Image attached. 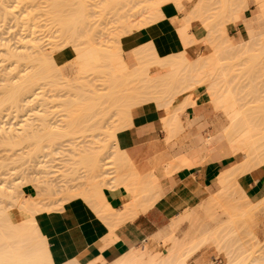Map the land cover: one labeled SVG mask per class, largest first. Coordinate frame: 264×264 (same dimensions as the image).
I'll list each match as a JSON object with an SVG mask.
<instances>
[{
	"label": "bare ground",
	"instance_id": "1",
	"mask_svg": "<svg viewBox=\"0 0 264 264\" xmlns=\"http://www.w3.org/2000/svg\"><path fill=\"white\" fill-rule=\"evenodd\" d=\"M139 1H141V0H139ZM179 1H181V0H165L159 6L154 7V9L157 11L158 14H160L159 13L160 7L162 5L168 4L170 2L174 3L176 5V7L179 8V6H180ZM198 1L199 2L196 1L197 5L195 4L193 6V7L197 6L198 8L195 7V9L197 8L198 11L195 12V9L193 8L192 9L193 12H191L192 10L190 12L192 13V15L195 12L194 15L197 16L196 13H198L200 11L199 14H201V11L204 10L202 14L206 15L207 12L210 11L212 0L210 2H209V0L208 1L202 0V2H201V0H198ZM228 1L227 0L226 1L221 0L222 3L220 5V7H218L219 11L217 9H215V7H214L213 9H215V11L217 10L218 12H216V13L214 12L215 13L213 15L214 17L211 16L214 19L213 21H211V24L213 25L214 22L216 24L218 22H220V17L223 13L226 14V19L224 20L223 24H222V22L219 23L222 26L221 25L219 26L217 24L216 25L217 28L214 25V26H212V29L210 28L211 26H209L208 29H210L211 31L205 29V31L207 30L210 32V35H207L208 38L206 36V38H207L206 42L208 41V39H209L208 43H210V44L211 43L215 44L217 41V43L213 46L210 54H204L200 57H197L198 59L195 58L194 61L190 62L184 55L173 56V57L171 56V57H168L165 59H158L155 56H152V57L148 56L149 54L146 53L147 50H146V52L141 51L140 54H138L139 55L138 62H139L140 68L142 66V68L146 72L147 69H149L150 67H159L163 71V74L161 76H154L152 79L142 80L143 88L145 90L146 96H142L141 94L139 95L135 91L129 90L128 89L129 80H123L120 77V78H117V80H109V82L112 83V85H111V87H112L111 91L112 92L109 95L105 94L106 96L104 95L105 98H103L105 101H107V100L109 101V98H110V100H111V98L113 100L114 94L118 95L114 99L115 101L113 100V102H111L112 101L111 100L108 103L109 104L113 103V104H111V106L114 105V107H115L114 110H116V108H117L118 112H120L121 115L123 114L121 120L124 119L125 122L118 120V121L122 122L120 125H123V123H126V121L127 122L130 121V119H129L130 117L128 118V115H129L128 113L132 107L139 106V105H142V104H145L148 102L155 103L156 107L158 109L156 111H158L162 125L165 129L164 131H166L168 133V137L166 139H168L169 137H171L172 134L176 133L177 131H179L181 129V127H182L181 116H182L183 112L185 111L184 110L185 107H188V106H190V107H202V108H205L211 114L213 112L215 113L214 118H213V116L211 117L212 118V127L214 128L215 131H217V132L220 131L223 134L224 138L226 139L225 141L227 142V146L221 152L222 158L231 157L233 159V161L229 166H227L224 170H222L220 172V174L217 178L218 190L215 192V196L213 194L207 193L206 198L201 200V199L197 198L196 196H193L194 195L193 192L191 190L185 188L182 185L175 187L174 189H172L173 191L169 192V196H173V195L177 196V194H179L181 197L180 199H182V201H183V203L179 204V206L180 205L181 206L178 207L179 209H182L181 210L182 212H180L178 214V218H175L174 220L171 221L170 227L176 228V227H178V225L181 222L187 221L188 222L187 225H190L189 228L191 227L192 231L194 233H196V235L198 234L200 237L199 242H198V240L196 241V239L194 238L197 243L196 242L192 243L193 247L191 248V251L189 250L188 253L186 252L187 254L185 256L183 255V257L178 258L179 260H177V264H187L186 258L189 255L193 254L194 251L198 250L200 247H202L203 245H205L207 243H214L215 244V242H217V240L219 238L218 236H221V234H220L221 230L225 227L220 221L217 220L219 215H220L219 211L221 212V214L227 215L228 219H230L228 222L229 227L230 226H235V227L236 226H245V222H246L245 218L253 219L254 223L252 226L253 228H252L251 233L254 236L257 234L256 229L259 226L263 225L262 223L264 222V198L257 201V202L248 201L245 197V192H244L243 188L240 186L239 180H238L241 176L247 175L250 172H252L253 170H256L259 168H264V131L262 130L264 128H262V129H260V131H258L256 129V127L253 125L250 118L246 115V110H243V106H242L243 104L239 103L241 99H238V97H236L233 89H231V87H229L230 79L226 80L227 74H225L222 71V68H224V67L230 68V66H228L229 64L227 63V61H228V59L229 60L232 59L231 58L232 56L234 58L236 55H237L236 57H238V56L240 57L242 55L241 58L243 57V58L247 59L248 54H246V53H249L251 51V48H252V47L249 48V46H253V45L255 47L258 46L260 48L259 51L261 50L260 53L264 54V29H263L264 28V0H254V3L256 5V10L258 11L257 15H256V17L251 16L247 19H243V13L248 7L246 0H232V4L230 1H229L230 3H228ZM200 2L202 3L201 5H200ZM198 3H199V5H198ZM205 3L206 4L208 3V5H210V6H207L209 10L207 9ZM217 3H220V1L219 2L217 1ZM118 4H119V0H118ZM174 4H172V5H174ZM217 5L219 6V4H217ZM228 6L230 7L229 10H228V8H229ZM204 7H206V10L204 9ZM5 8H6V6H5ZM76 9H78V8H76ZM1 10H3V9H1ZM4 11H6V9ZM139 11H140V8H139ZM179 11H180V9H179ZM79 12H80V10H79ZM204 12H206V13H204ZM228 12H229V17H228ZM211 13H212V11H211ZM161 14H163V13H161ZM202 14H201V16L198 15L197 17H199V18H195V19H197L198 22H200L201 24H204L205 22L207 23L208 19H206V18L209 16V14L207 16H203V17H205V19L207 21H205L204 18H203L204 21L202 20V18L200 19V17H202ZM73 16H75V15H73ZM77 17H79V16H77ZM185 17H186L185 20L188 19L187 16H185ZM189 17H191V19H190L191 22L195 21L194 17L193 18H192V16H189ZM211 17L209 16V18H211ZM79 19H80V17H79ZM127 19H128V16H127ZM182 20L184 21V18ZM202 21L204 23H202ZM67 22H68V20H67ZM186 22H187V20L185 22H183L184 26L182 25V27H184L183 29L186 30V31L184 30L185 31V33H183L184 36L181 33V32H183V30L178 32L181 34V37L183 39H188L185 37L186 32L189 30V29L187 30V28H185ZM226 22H228V28L230 26L236 27L239 23H241L242 27H243L242 29L244 30L245 34L244 35L240 34L239 40L238 39L236 40L235 38L227 39V37H226V35H224V31H223L224 30L223 28H224V25ZM59 23L61 24V22H59ZM206 23H205V25H203L204 28L206 26L208 27V25H209V24L206 25ZM188 26L189 25L187 24V27ZM213 27H214V30H213ZM218 27H221L220 30L222 29L221 30L222 33L212 32V31H216L217 29H219ZM179 28L181 29V26ZM215 28H216V30H215ZM180 29H178V30H180ZM220 30H219V32H221ZM131 31H132L131 28L128 29L127 34ZM209 32H207V34H209ZM217 33L219 34V36ZM180 34H179V36H180ZM222 34L224 36H222ZM186 36H189V34H186ZM211 36L212 37L216 36L218 38L216 39V37H215V42H213V38H210ZM182 38H181V41L183 40ZM119 39L116 42L115 48H113L110 52H108L105 60L108 62V64H110L112 66L113 65H120L121 67H126V65L122 59V53H121V50L119 47ZM234 43L235 44L238 43V45H232ZM247 45H248V48L245 47ZM6 46H8V45H6ZM6 46L3 49L4 50L3 54L5 56V59L7 57V59L11 60V62L14 59L13 62L15 61L17 64L19 63L20 59H21L22 63L31 62L32 65H33V63L35 64V62H36V66L35 65L32 66V69L30 67L31 64L28 66L32 71H30V73L28 72V74L19 78V80H21L20 83L18 82L16 84L15 83L13 84V82H11L10 85L6 84L7 86H3V88H2L4 90L3 91L4 103L8 102L9 104L6 103L8 105L13 104L12 105L13 108L16 109L19 106L18 104H17V106L15 105L16 103H19L18 98L21 97V100H20L21 102H25L26 99L30 100V97H34V95L35 96L38 95L37 91L40 89L41 81L52 79L53 77H56L57 74H58L57 76H59L60 73H59V67L56 63V58L55 59L54 58H47L45 54H42V55L38 54V56L36 55V57H35L34 54L30 55L31 53L27 54L26 56H22L23 57L22 58L20 55L24 54L25 53L24 51H23V53L21 51H19V54H18V51H15V53H13V51H11L13 49H11L9 46H8L9 48ZM234 48L235 49L238 48L236 52L232 51ZM255 49H257V47ZM14 50H16V49H14ZM84 50L85 51H82V52L77 54L76 59H75V65L73 68L75 70H80V72L82 71L83 67H85L87 65V63H93V62L100 60V58L98 56L93 54L92 47L89 46L88 49H84ZM248 50H250V51L248 52ZM231 51H232V54H235V55H232V54L230 55ZM252 51H253V49H252ZM35 52H36V50H35ZM225 53H227L228 56H226ZM62 54H64V53H62ZM223 54H225L224 56L227 59L226 62H224L226 60L225 58L223 59L224 61H222V57H224ZM30 56H33L34 58H32ZM48 57H49V55H48ZM250 58H248V60ZM22 59H23V61H22ZM145 59H147V64H146L147 67H144L142 64ZM255 59H256V56H255ZM9 60H8V62H10ZM24 60H25V62H24ZM252 60H254V59L253 58L251 59V63L256 62V61L252 62ZM219 62H221V64H219ZM223 63L224 64L227 63V64L224 65ZM237 63H236V65H238ZM251 63H249V65H251ZM25 65H27V64L25 63ZM239 65H238V68L240 67ZM254 66L252 64L251 67H254ZM244 67L247 68V65ZM235 69H236V67H235ZM251 69L252 68H248L246 70H248V73H250ZM228 70L226 71V73L229 72ZM249 70H250V72H249ZM232 71L234 72V70H232ZM241 71L242 70H240V72ZM142 72H144V71H142ZM142 72H139V73L141 74ZM233 72H232V74H233ZM235 72H236V70H235ZM238 73H237V75L240 74V73L239 74ZM232 74H230V76ZM145 76H146V74H145ZM228 77H229V74H228ZM233 79H235V78H233ZM11 80H13V79L11 78ZM117 93H120V94H117ZM77 97H80V96H77ZM107 97H108V99H107ZM174 98H180L182 100V102H180V104H178V103L170 104L169 100L174 99ZM95 99L99 100V98L96 96H91V97H88L86 99L76 98L73 100L72 99L65 100L67 102H64L63 108H65V110L67 111V112L65 111V113H66V117H68V118H67L65 125L63 127V130H64L63 134L65 132L73 131V130H75V128L78 127V125L83 124V129L92 131V133H93L92 139L93 140L96 137H98V136H96L97 134L94 136L95 131L100 129L101 124L105 122L104 120L108 119V117H106V114L111 112V110H113V109L110 110L108 108L110 110L109 112H106V110L97 111L98 109L96 106L98 105V107H99V101H96ZM1 101H3V100L1 99ZM4 103L1 106L5 105ZM207 104L208 105L210 104V106H211L210 111L207 109ZM115 105H117V106H115ZM108 107H109V105H108ZM0 108H2V107H0ZM114 110H113V112H114ZM116 112L114 114L115 116H116ZM120 113H118V114H120ZM109 114H111V113H109ZM218 116H221L222 120H220L218 118ZM1 118H3V117H1ZM120 118H121V116H120ZM130 123H131V121L128 122V124H130ZM3 125L5 126V124H3L2 121H0V131L1 132L5 131V133H6V134L4 133L5 135L3 134V136L0 135V146L6 147V145H7L8 147H10L9 149H12L14 147L17 148L16 146L20 145L19 143L21 142V140L23 142H25L24 140L27 137V135H28L27 140H29V135L31 133L27 134L26 132H28V131H26L25 132L26 134L24 135V131L21 130L23 128L16 129L17 132L15 131L16 133L14 134L13 131L10 133V130H12L10 127L5 129ZM127 125H125V127ZM130 125H132V124H130ZM95 126H97V127H95ZM57 127H52V128L50 127L51 130L48 129L47 132H50V131L54 130L55 128L57 129V131H59L60 128L58 130ZM127 127H126V129H127ZM2 128H3V130H1ZM122 128L125 129L124 125L121 127H117V129H115V130H111V131L109 130L108 132L106 131V133L105 132L102 133L105 135L106 140L113 142V147H114L116 153H118L120 155V157H117L115 160L112 159L111 161H106V162L104 160L105 165L107 163L108 166L110 164H112L113 166L114 165L116 166L117 178H113L114 176L113 177H107L108 175L112 176L111 170H110V172L108 171L109 170L108 166H106L105 169H103L104 167H103L102 157L106 154L107 148L103 145L97 146L96 145L97 143L94 141V143L92 142L93 144L90 143L91 145H93L92 147L88 146L84 150L83 149L79 150V148H78V151H76L74 149L76 151V153L73 152L74 151L73 149H71L72 153H75L74 155H72V159H73L72 161L74 162V163L72 162V164L82 165L84 167V169H86V174H87L86 180L87 181H84L85 185L79 186V188L75 189L74 191H72V189H70L69 191H72L71 193H69L67 191L69 188L67 189V188H64V186H63V190L66 189V191L62 192V194L63 193H64V195L66 194L65 195L66 198H64L65 202L74 201V200L83 201V203L86 206H88V209L91 210L93 215L96 216V218L98 220L103 221L102 224H107L106 225L107 227L104 225L103 226L105 228H107V230L109 228L108 233H110V236H113V232L115 231V229L122 226L126 221L132 220L139 213L145 212L147 209H149L153 205H155L160 199H162L163 197H166V192L160 186L161 184L159 183L157 174L154 171L150 172L148 174H144V175L139 174L135 170L134 166L126 158V156L123 154V152H121L118 149V147L116 145V133L118 130H122ZM20 130L22 132H19ZM45 130H46V128H45ZM7 131L9 133H7ZM57 131L54 130V131H52V133H57ZM60 132H62V131H60ZM52 133H50V135ZM45 134L43 136H45ZM102 134H99V135H102ZM23 135L25 138L23 137ZM50 135L48 137L54 138L53 137L54 134H52L51 136ZM56 135H59V134H56ZM60 135H59V137H60ZM104 135H103V137H104ZM32 136H33V132L30 135V138ZM48 137H45V139L47 140ZM32 138H35V136ZM51 138H50V140H51ZM41 139H42V137H41ZM51 142H53V141H50V143ZM52 144L53 143H51V145ZM204 144H206V143H204ZM71 151H70V153H71ZM56 154H58V152ZM202 160L203 159L200 156L199 164H202ZM101 162H102V166L100 164ZM190 166H191V163L186 158V156L184 154H182L181 156H179L178 158L173 160L170 167H168V169L166 168L165 170H163V173L168 175V174L172 173L175 169H178V168L189 169L188 167H190ZM59 173H61V172H59ZM61 174L63 175V173H61ZM61 174H59V175L61 176ZM53 177H52V179H53ZM64 177L67 178L66 175L65 176L63 175L62 179ZM102 178H103V180L108 179V180H110V182L107 183L105 186V183L102 181ZM104 178H106V179H104ZM255 179H257V178H255ZM47 181H44V183H46ZM58 181H57V184L59 183ZM101 181H102V183H101ZM42 183H43V180H42L41 184ZM44 185L45 184H43L42 194L38 195V196H40L39 199H34L32 201L24 200L22 202L15 201L16 205H17L16 210L10 212V214L7 213L5 209L4 210L1 209L0 212H2V210H3V212L0 213V242H2V243L4 242V244H5V242H8V243H10V242H13V243L25 242V244H26L27 241L31 240V238H33L35 240L33 242L37 241L35 243V245L33 246L34 249L31 247L32 245L29 246V244L32 243V241H31L30 243L28 242L29 244L27 243L28 244L27 248L25 245L24 246L23 245H16V247L13 246L14 248L13 247L12 248L14 249V251H12L11 249H10L11 253H9L10 250H8L9 252L6 251L8 254L3 252L5 247L10 248V245L7 246L6 244H8V243H6L5 247H2L3 249H0V250H3V251H0L1 254H2V252H3V254H7V255H5L6 257L3 254H2L3 256H1L4 258L2 260V261H4V263L6 262L5 260L8 261V259H9V261H18V258H19L22 261H25V264H29V261H32L31 263H33V264H51L49 261V258L47 257L48 253L46 254V248H45V244H44L45 240L39 234V232L36 228V225H35V221H34V216L36 214L41 213L43 211H45V212L49 211L47 206L44 205V201L46 199H48V197H50V196L53 197L52 194L51 195L49 194V191H50L49 189L51 187L48 186L49 188L48 187L45 188L46 186H44ZM55 186H56V184H55ZM118 187H122L126 191V196L124 198V204H123L122 210H113L104 201V198H103V191L104 190L103 189L104 188L116 189ZM70 188H72V187H70ZM5 190L6 189L2 188L1 182H0V201L12 200V198L5 192ZM53 191H54V188H53ZM60 192H61V189H60ZM61 198L62 197H60V199ZM177 198L179 199V197H177ZM50 200H51V198H50ZM182 206H183V208H182ZM218 209H220V210H218ZM11 215H16V216L18 215L17 226H14L13 223L10 222L9 219H10ZM5 228H8L11 230L10 231L11 233L9 236L4 235L2 230ZM222 233H224V232H222ZM226 234H227V232H226ZM198 235L196 236L197 238H198ZM222 237H223V235H222ZM112 238L116 240V238H114V237H112ZM223 238H222V240H223ZM14 239H16L17 241H15ZM152 240H156L157 243L161 244L160 247H158L160 244L157 245L159 250L157 249V251H155V252H152V251H154L153 248H152V251L148 249V246ZM178 240L180 242V239H178ZM178 240L172 236H169L167 239V238H164L163 236H161L160 234H156L154 237L148 239L142 245V247L134 248V249L130 250L127 254H125L121 258L115 260L113 262V264H164V262H166V261L169 263V261L171 259L173 260V258H174L176 260L177 257H179L177 255L178 253L176 254V252H179L180 248L183 247L182 241L180 242V243H182V245H181L178 243ZM223 242H225V241H223ZM37 243H38V245H37ZM220 243H222V241ZM220 243L218 242V244H220ZM1 246H3V245H1ZM107 246L108 245H105V244L101 245L100 249H103ZM22 248H23V250H21ZM29 249H31V250H29ZM230 249H231V247H230ZM164 251H166L165 256L162 255V252H164ZM30 252H31V254L28 255ZM225 253H226V255L228 253L227 258H228V261H230L233 258V251H232V253H231V250L228 252L225 251ZM1 257H0V260H1ZM168 259H170V260H168ZM164 260H166V261H164ZM175 262L173 260V262H170V263L174 264ZM67 263L68 264H77L76 262H71V263L67 262ZM99 263L100 262L98 261V259H96V260H93L92 262H90L88 264H99ZM228 264H231V263L229 262ZM258 264H264V260L260 261V263H258Z\"/></svg>",
	"mask_w": 264,
	"mask_h": 264
},
{
	"label": "rangeland",
	"instance_id": "2",
	"mask_svg": "<svg viewBox=\"0 0 264 264\" xmlns=\"http://www.w3.org/2000/svg\"><path fill=\"white\" fill-rule=\"evenodd\" d=\"M163 1L165 0H119L118 4V0H0V101L1 99L3 100L1 101L2 103L0 102V107H2L0 108V121L5 124V126L3 125L5 129L8 127L12 129H9L10 133L13 131L15 134L17 132L16 129L23 128L21 130L24 131V135L26 133L32 134L33 132L32 137L35 136V138H30V134L29 141L27 140L28 135L26 138L23 135L25 142L21 140L22 143H19L21 146H16L17 148L11 147L13 150L9 149L10 147L7 145L6 147L0 146V182L2 188L6 189L5 192L12 198V200L0 201V211L1 209H5L6 212L10 214V212L16 210L17 205L15 201L22 202L24 200L32 201L34 199H39L40 196L38 195L42 194L43 184H45V188L48 186L51 187L49 189L51 191H49V194L53 195V197L50 196L46 199L47 201H44V205L47 206L49 210L54 209L55 206H60L65 203L64 198H66V194L64 195L62 192H65L66 189L63 190V186L64 188H69L67 191L71 193L75 189L79 188V186L85 185L84 181H87L86 169H84L82 165L72 164V155L78 151V148L79 150H84L88 146L92 147L93 145L90 143H94V141L97 143V146H105L107 150L106 154L102 157L103 169L108 166L107 163L106 165L104 164V160L106 162L120 157L113 147V142L106 140L105 135L102 134L103 132L106 133V131L108 132L109 130L111 131L117 129V127H121V121H124V119L121 120L123 114L121 115L117 108L114 110V105L111 106L113 103H108L112 100V98L111 100L109 98V101L107 100L109 96L106 99L107 101L103 99L105 98V94L109 95L112 92V83H110L109 80H117V78L121 77L123 80H129V90L135 91L142 96H146V93L143 88V82L140 80L139 73L128 74L127 67H121L120 65L112 66L108 64L105 58L107 57L108 52L115 48L117 40L124 32L127 33V30L130 28L136 29L155 20L157 11L154 7L159 6ZM181 1L184 6L192 7L197 0H190L188 2L187 0ZM212 1L211 10L208 13L210 17L217 12L215 9L218 7L217 0ZM229 1L232 4V0ZM229 1L228 3H230ZM246 2L248 7L243 13V19H247L251 16L256 17L258 11L256 10L254 0H246ZM214 7L215 9H213ZM4 8L6 11H4ZM178 13L183 12L178 11ZM125 14L128 16V19ZM77 16H79L80 19ZM225 17L226 14L223 13V16L220 18V22H224ZM58 21L61 22V24ZM242 28L241 23H239L236 27L230 26L227 28V33L229 35L228 39L236 34H239V37L235 38L236 40H239L240 34H245ZM202 29L207 36V30L205 31V28L203 27ZM203 43L208 44L206 41H203ZM4 45H8L11 49H13H10L13 53L18 51L19 54V51L22 53L24 51L26 54L21 53V57L31 53L30 55L34 54L35 57L36 55L38 56V54H45L47 58H56V63L59 67V76H57V74L56 77H53L52 79L41 81L40 89L37 91L38 95L30 97V100L26 99L25 102L20 101L21 97L18 98L19 103H16L15 105L17 106L18 104L19 106L16 109L13 108V104L8 105V102L4 103V90L2 88L3 86H7L6 84L10 85L11 82H13V84L18 82L20 83L21 80H19V78L28 74V72L30 73V71H32V66H36V62L32 65L31 62L27 63L24 60L27 64L25 65V63L21 62V59L18 64L15 61L13 62L14 59L11 62V60L6 57V60L3 54V49L5 48ZM232 45H238V43H234ZM89 46L92 47L93 54L98 56L100 60L93 63H87L81 72L80 70L73 69L77 54L85 51L84 49H88ZM253 46H249V48L252 47L251 51L248 50V52H250L246 53L248 54V58L252 56L249 59L250 61L248 58H241L242 55L240 57H236V55L234 58L232 56V59H228V62L224 56L225 54L226 56L228 55L225 53L223 54L224 57H222V61H224L223 59L225 58L226 60L224 62L227 61L230 68H221L222 71L227 74L226 80L230 79L229 87L233 89L236 97L241 99L239 103L243 104V110H246V115L250 118L256 129L260 131V129L264 128V54L262 53V55L260 53L261 50L259 51L260 48L258 46H256L257 49ZM245 47L248 48V45ZM235 48L232 50L233 52H236L238 49ZM209 51H211V47ZM232 51L230 52V55L232 54ZM30 57L34 58L33 56ZM252 58L254 59L252 62L256 61V64L251 63ZM8 60L10 62H8ZM248 62L251 63V65H249ZM12 63L15 64L13 65ZM236 63L238 65L240 64L239 68ZM142 64L144 67H147V59H145ZM219 64H221V62H219ZM252 64L255 66L251 67ZM29 65L31 69L28 67ZM246 65L247 68L244 67ZM248 68H252V73L250 70V73H248V70H246ZM227 70L229 71L228 73H226ZM232 70H234V72ZM240 70L242 71L240 72ZM237 73L239 75H237ZM230 74H232V77ZM11 78L13 80H11ZM91 96L99 98V100L95 99L96 101H99V107L98 105L96 106L98 109L97 111L106 110V112H109L111 109L114 110V112L113 110L109 112L111 114H106L108 119L104 120L105 122L101 124L100 129L95 131L94 136L97 134L96 136L98 137L93 140L92 131L83 129V124H80L81 126L78 125V127L73 130L74 132L70 131L63 134V127L68 118L66 117L65 108H63L64 102H67L65 100H73L76 98L86 99ZM113 96L114 100L118 95L114 94ZM113 100L111 102H113ZM180 102H182L180 98L169 100L170 104H180ZM3 103L5 105L1 106ZM187 108L191 107H185L184 110L186 111ZM207 109L209 111L211 110L210 104H207ZM115 112L116 116L114 115ZM209 115L214 118L215 113H209ZM218 118L222 120L221 116H218ZM50 127H57L58 130L59 128L60 130L57 131L55 128L54 130H56L57 133H52L54 130L50 131ZM48 129H50V132H47ZM1 130H3V128ZM21 130L19 132H22ZM262 130L264 131V129ZM2 132L0 133L1 136H3L5 131ZM7 133L9 132L7 131ZM50 133L54 134V138L48 137ZM44 134L45 136H43ZM56 134L63 135H60L59 137V135ZM45 137H48V139L46 140ZM50 141H53L51 142L53 143L52 145ZM71 149H75L76 151H73L75 153H72ZM57 152L58 154H56ZM100 164L102 166V162ZM108 167V171L110 172L111 170L112 176L108 175L107 177L114 176L113 178H117L116 166L110 164ZM59 172L63 173L64 176L66 175L67 178L64 177L62 179L63 175ZM59 174H61L62 177ZM52 177L55 179L53 180ZM42 180L43 183L41 184ZM56 180H59L58 184ZM44 181L47 182L44 183ZM102 181L105 183V186L110 182V180H103V178ZM182 186L191 190L194 194L193 196H198L201 190L199 184L196 189L193 185H190V187H187L186 185ZM70 189H72V191H69ZM213 195L215 196V193ZM60 197L62 198L60 199ZM177 197H179V199ZM180 198L179 194H177V196L173 195L165 197V202L168 203V208L170 210L168 214V223L171 220L178 218V214L180 213H178V207L181 206H179L180 203H183ZM9 220L14 226H17L18 215H11ZM224 220L225 218H223L225 227L221 230V236H218L219 238L217 242H215V244L207 243L198 250L194 251L193 254L186 258L187 264H198L199 259H204V262L207 264H228L229 262L231 264H258L260 261L264 260V235L260 232L255 236L252 235L251 231L254 220L245 218V226L236 227H229L228 222ZM184 222L185 221L181 222L176 228L170 227V230L164 235V238L168 239L169 236H172L177 240L180 239V242L182 241L183 243L182 245V243L178 240V243L183 247L180 248L179 252H176L179 257H177L176 260L173 258L174 262L176 261L174 264H177V260H179L178 258L183 257V255L185 256L189 250L191 251V248L193 247L192 243H195L197 240L198 242L200 241L199 235L197 234V238L196 233L192 231L191 227L189 228L190 225H187L188 222ZM2 231L4 235L7 236L11 233V230L8 228L3 229ZM221 241L222 243H220ZM218 242L220 244H218ZM6 243L8 242H5V244ZM5 244L3 246H1V244L0 247H5ZM8 244L6 245L8 246ZM159 244L160 243L150 245L149 250L152 251V248L154 250L152 252L157 251V249L159 250L158 247L161 246V244ZM157 245L159 246L157 247ZM228 248L231 250V253L233 251V258L230 261H228L227 258L228 253L227 255L225 253V251H230ZM223 249L226 250L224 251ZM30 254L31 252L28 255ZM162 255L165 256L166 251L162 252ZM18 260L22 262L21 259L18 258ZM173 260L171 259L169 263L164 260L166 261L164 264H171L170 262H173ZM23 263L25 264V261H23Z\"/></svg>",
	"mask_w": 264,
	"mask_h": 264
},
{
	"label": "crops",
	"instance_id": "3",
	"mask_svg": "<svg viewBox=\"0 0 264 264\" xmlns=\"http://www.w3.org/2000/svg\"><path fill=\"white\" fill-rule=\"evenodd\" d=\"M217 1H220L218 3V7H220L222 2L221 0ZM197 2L199 1L197 0ZM197 2L195 3L196 5ZM201 2L200 5L202 4ZM170 3L160 7V14L156 12V21L153 20L144 26L138 27V29H132L128 34L124 32L120 36L119 47L123 62L128 69V74H138L144 71L141 73L142 75L139 73L140 80L152 79L154 76H161L163 74L162 69L159 67H150L146 71L147 73L142 66L140 68L138 54L141 51L146 52L147 50L148 56H155L158 59L184 55L190 62L194 61L195 58L198 59L197 57L211 53L208 45L210 43H203L208 36L206 38V33L202 29L206 23L203 22V18L205 19L203 16H207L209 12L203 15L204 10L201 9L202 17L200 19L202 18V23H204L201 24L195 19L199 18L197 17L198 15L201 16L199 14L200 11L196 13L197 16L194 15L198 11L197 6H195L197 7L196 9L193 7L195 4L192 7H188L184 6L182 1H179L180 6L177 8L174 3H172L174 5ZM208 3H205L206 7L210 6ZM206 7H204L205 10ZM218 7L217 10L219 11ZM193 8L195 9L194 16L191 13L193 12ZM179 9L183 13H178ZM188 15L192 16V18L194 17L195 21L191 22V17ZM185 16L188 17L185 28L189 29L186 32L189 36L185 34V37L190 38L189 40L183 39L181 34L178 33L183 30L181 32L183 35L186 31L182 27V25L184 26L183 22L186 21ZM213 17H211L212 19L209 16L206 18L210 19V22L206 23V25L209 24L208 27H205L209 31H211L208 29L209 26L212 29L214 25L215 27L217 24L221 25L219 24L221 22L217 24L212 22V25L211 21L214 20ZM183 18L184 21L182 20ZM206 19L205 21H207ZM226 23L223 31L228 39V22ZM187 24L189 25L188 27ZM180 26L181 29L179 28ZM218 28L212 32L222 33L221 27ZM207 35H210V32ZM224 35L222 34V36ZM215 37H210L213 38V42H215ZM236 37H239V34L231 38ZM181 38L183 39L182 41ZM215 44H210L211 50ZM156 110H158L156 104L152 102L132 107L129 110L128 118L130 117V124L132 125L128 124L130 121H126L128 125L123 123L125 129L122 128V130L116 133V145L118 149L123 152L139 174L144 175L154 171L158 176L160 186L166 192V197L169 196V192L173 191L172 189L179 185H186L187 187L193 185L196 189L199 184L201 190L196 197L201 200L206 198L207 193L214 194L218 190L217 178L220 172L229 166L233 159L231 157L222 158L221 152L227 146V142L223 134L220 131H215L212 127V118L209 112L202 107L187 108L181 116V129L166 139L168 133L164 131L160 115ZM125 125L129 128L126 126V129ZM182 154L191 163V168H178L168 175L164 174L163 170L168 169L173 160ZM200 156L203 159L202 164H199ZM238 180L248 201L257 202L264 198V168L253 170L249 174L241 176ZM103 190L105 203L113 210H122L126 191L122 187L116 189L104 188ZM181 210L179 209L178 213L182 212ZM169 212L168 203L165 202V197H163L151 208L143 213H139L132 220L126 221L122 226L115 229L113 236H110V233H108L109 228L107 230L104 227L107 224H102L103 221L98 220L81 200L65 202L60 206H55L52 210L38 213L34 216V221L39 234L45 240L46 254L48 253L47 257L51 264H68L67 262L88 264L96 259L100 262L99 264H113L115 260L124 256L130 250L142 247L141 244L156 234L164 237L170 230L172 221L168 223ZM219 214L218 221L223 223V218H225L224 221L229 222L230 219H228L227 215L221 214L220 211ZM262 224L256 229L257 234L260 232L264 235V222ZM112 237L116 238V240ZM14 240L17 241L16 239ZM31 241L32 243L29 244ZM33 241H35L33 238L27 241V243L29 242V246L32 245V248L37 242ZM27 243L10 242V248L5 247L8 249L4 248V251H0L4 253H7L6 251L10 249L14 251L13 246L16 247V245H25L27 248ZM0 244L4 245V243ZM104 244L108 246L100 249V246ZM153 244H157L156 240H152L149 246ZM0 249L3 248L0 247ZM11 250L8 252L11 253ZM2 254L0 256H5L8 253ZM3 259L1 257L0 264H24L23 261H9V259L8 261L5 260L6 262L4 263ZM204 261V259H199L198 264H207ZM31 262L29 264H33Z\"/></svg>",
	"mask_w": 264,
	"mask_h": 264
}]
</instances>
